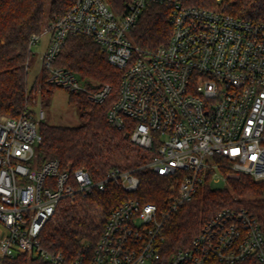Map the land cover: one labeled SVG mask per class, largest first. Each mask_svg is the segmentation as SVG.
Masks as SVG:
<instances>
[{
    "label": "built area",
    "instance_id": "obj_1",
    "mask_svg": "<svg viewBox=\"0 0 264 264\" xmlns=\"http://www.w3.org/2000/svg\"><path fill=\"white\" fill-rule=\"evenodd\" d=\"M151 3L171 11V35L155 49L132 39ZM44 33L48 83L94 102H103L111 85H87L56 60L71 36L101 46L121 71L108 121L130 128L131 141L151 157L144 166L172 178L165 208L130 196L110 211L88 264H236L248 257L264 264L263 225L244 207L218 210L187 247L168 256L164 250L168 221L207 181L225 184L247 174L264 183V21L185 0H128L120 11L108 0H75L33 35L31 48ZM36 102L18 117L0 113V264L21 253L50 264H87L44 248V226L65 199L104 190L110 181L132 193L140 180L130 169L95 178L83 166L40 163L46 111L41 103L36 112Z\"/></svg>",
    "mask_w": 264,
    "mask_h": 264
},
{
    "label": "trees",
    "instance_id": "obj_2",
    "mask_svg": "<svg viewBox=\"0 0 264 264\" xmlns=\"http://www.w3.org/2000/svg\"><path fill=\"white\" fill-rule=\"evenodd\" d=\"M118 11L128 0H108ZM188 4L205 7H224L227 11L252 20L264 21V0H185ZM75 0H0V113L18 117L29 106L36 105L34 93L42 85L43 100H51L54 88L48 83L44 70L40 81L29 88L27 75L30 41L40 34L46 16L51 21L64 14ZM170 5L151 3L144 10L132 39L143 48L155 49L168 41L172 25ZM76 73L87 85L110 84L112 90L103 102H94L81 92H70V101L80 109V124L60 125L42 120V136L37 146L40 163L59 160L61 169L78 166L87 168L95 178L114 168L130 169L139 177L137 191L128 193L110 181L104 190L96 189L87 195L78 194L74 201L65 199L59 210L44 226L41 245L53 253H61L67 260L84 257L87 264L110 211L130 196L143 203L154 202L161 208L168 206L172 178L158 174L148 166V152L131 141L130 128H118L108 121L109 108L118 95L121 71L112 65L101 46L93 39L79 35L66 41L57 60ZM224 207H244L254 212L264 228V183L247 174L229 178L220 187L210 181L194 198L181 206L167 223L164 250L171 255L187 247L204 223ZM96 212L98 214H96ZM87 250L84 251V246ZM87 252V253H86ZM10 264H50L39 257L21 253L9 258ZM236 264H257L248 257Z\"/></svg>",
    "mask_w": 264,
    "mask_h": 264
},
{
    "label": "rangeland",
    "instance_id": "obj_3",
    "mask_svg": "<svg viewBox=\"0 0 264 264\" xmlns=\"http://www.w3.org/2000/svg\"><path fill=\"white\" fill-rule=\"evenodd\" d=\"M50 17L46 16L45 23L42 27V32L46 30L49 24ZM49 38V33H44L38 43L32 47V53L29 57V68L27 81L28 86L31 88L36 81H40L42 73L44 72L43 65V53L46 49L47 41ZM82 81V80H81ZM96 82L92 81V84L95 85ZM38 90L34 93L36 101L39 100L36 106V112L38 107L43 105L46 111L45 121L52 124L60 125H77L80 124V109L77 105L70 101V92L67 89L62 87H55L53 96L51 100H46L44 102L42 95V85L38 84ZM37 103V102H36ZM223 182L214 183L213 186L220 187L223 186ZM96 214H98L96 212ZM99 215V214H98ZM100 216V215H99Z\"/></svg>",
    "mask_w": 264,
    "mask_h": 264
}]
</instances>
